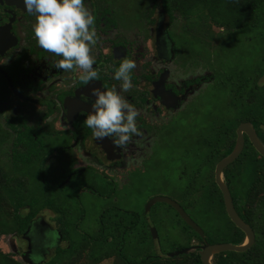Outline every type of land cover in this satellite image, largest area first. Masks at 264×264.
<instances>
[{"label":"flooded vegetation","instance_id":"flooded-vegetation-1","mask_svg":"<svg viewBox=\"0 0 264 264\" xmlns=\"http://www.w3.org/2000/svg\"><path fill=\"white\" fill-rule=\"evenodd\" d=\"M151 3L147 16L140 19V23L144 21V34L139 27L127 28L120 23L119 6L111 0H85L95 15L93 26L98 40L91 54L95 56L94 67L99 79L84 82L79 79L82 69L56 68V62L62 57L38 45L33 31L36 16L24 9L23 0H0L2 172L24 177L31 185V177L27 175L31 169L40 174L34 184L45 190L58 189L76 180L79 186L88 189V197L93 202H115L118 196L121 201L128 199L126 187L146 169L160 139V127L174 119L191 96L202 88V74L191 77L184 69L188 61L182 54L173 52V56L160 57L163 40L158 25L160 21L166 28L169 17L165 11H158L157 0ZM126 58L136 63L132 86L128 89L122 87V81L113 79L115 70ZM114 85L119 94L137 108L140 129L139 134H133L127 144L119 148L112 143L114 137L94 139L92 129L84 123L94 101L90 89L98 86L107 89ZM246 141L250 142L244 134V147ZM199 143L202 148V142ZM64 166L68 173L61 182L57 180V172ZM182 173L187 176L185 171ZM188 176L182 196L176 199L156 196L151 199V205L164 203L175 211L171 205L157 199L167 198L181 208L196 200L202 201V160L198 171ZM98 183H103L109 193L101 194L96 189ZM230 194L233 200L231 191ZM210 196L218 198L213 188ZM132 225L134 222L121 225L119 234ZM195 247L200 246L192 248Z\"/></svg>","mask_w":264,"mask_h":264},{"label":"rangeland","instance_id":"rangeland-1","mask_svg":"<svg viewBox=\"0 0 264 264\" xmlns=\"http://www.w3.org/2000/svg\"><path fill=\"white\" fill-rule=\"evenodd\" d=\"M111 1L119 6L120 23H124L127 28L139 27L146 33L142 23L144 21L141 20L140 23V19L147 16L152 0ZM157 1L158 11L161 13L164 11L162 0ZM180 7L179 5L178 8ZM180 12V9L172 11L171 18L165 23L169 30L159 21L158 27L163 40V45L159 47L160 57L164 59L166 56H173V52L188 57L189 59L183 58L188 61L184 69L188 74L191 73V77L202 74V88L191 96L174 119L160 127V139L155 153L148 159L146 169H143L129 188L126 187L129 189L128 199L121 201L118 196L119 199L115 202L90 201L88 189L79 186L76 180L58 189L53 188V191H46L61 196L62 206L67 210V218L70 220L68 235L70 240L77 241L78 248L86 242L88 245L96 242L99 246L100 242H106V246H111V250L120 248L122 256L136 261L150 255L164 257L183 249L196 250L198 247H192H201L205 243H229L232 224L222 208L220 193L214 187L211 170L215 151L219 146L218 140L222 141L223 146L229 129L235 127L238 119L243 116V111L240 110L244 108L246 100L244 101L241 94H244V90L249 91L253 83L249 80L242 90L240 83L259 73L264 66L261 61L264 54V35L247 30L237 36H231L227 47L222 49L221 45L218 46L224 34L221 28L207 21L206 30L210 29L211 33L217 34L218 40L208 39L206 32L202 31V23H205L202 21V8L194 9L191 14L183 13L184 16ZM257 85L264 86V75L257 80ZM244 112L245 116H248L247 112ZM252 112L253 109L249 115H254ZM261 121L264 127V120ZM199 142H202V148ZM200 160L202 201L196 200L182 206L187 216L202 231V236L199 235L200 238L197 239L193 235L194 230L188 228L172 208L164 203L151 205V199L156 196L175 199L182 196L188 183V175L198 171ZM184 171L187 176L182 173ZM29 172L27 175L31 177L32 190L35 193L41 192V188L34 184V181L38 182L40 174L31 169ZM67 173L68 169L64 166L61 172H57V180L63 182ZM46 176L50 178L51 174ZM248 176L247 171L239 168L237 178L231 182L234 197L243 194ZM212 188L217 192L218 198L210 196ZM96 189L101 194L109 193L103 183ZM118 193L119 191L115 192L116 195ZM25 212L26 210L21 211ZM55 217L52 211H43L32 220L24 237L0 236V251L18 262L44 264L50 259L54 249L68 246V241L61 240ZM119 217L124 220V224L134 222L135 226L112 238L107 234L111 233L109 222ZM153 228L156 232L154 238L151 232ZM100 235L105 241L95 240ZM108 235L114 239L113 243ZM104 252L105 250L96 249L95 255ZM74 259H78V256H74ZM90 261L91 259L82 258L78 263L87 264ZM115 261L114 256L99 264H113ZM63 262L68 263L65 259Z\"/></svg>","mask_w":264,"mask_h":264},{"label":"trees","instance_id":"trees-1","mask_svg":"<svg viewBox=\"0 0 264 264\" xmlns=\"http://www.w3.org/2000/svg\"><path fill=\"white\" fill-rule=\"evenodd\" d=\"M161 3L169 18H171L174 9H180V14L184 16L185 13L191 14L196 8H202V21H205V23H202V31L206 32L205 36L207 35L208 39L216 38L218 40L217 34L211 33L210 29L209 31L206 30L207 21L211 25L221 28V32L224 34L223 39L219 40L218 46L221 45L222 49L227 47L229 44V42L227 44V41L231 36H237L247 30H251L254 33L259 32L261 36L264 35V0H162ZM179 5L181 6L180 8H178ZM261 61L264 63V54ZM262 75H264V66L260 69L259 73L251 76L250 79H246L247 81L244 80L245 84L244 82L240 83L241 90L249 80L253 84L249 91L246 92L244 90V94H241V97L244 96V101L246 100L244 108L240 110L243 111L242 118L238 119L235 127L229 129L226 142L223 146L222 141L218 140L219 146L215 151L216 154L214 155V163L211 170L212 178L214 166L232 152L234 143L236 142L235 130L240 123L245 121L250 122L260 140L262 138L263 143L264 130L261 128V120H264V86L259 87L257 85V80ZM213 77H211V80ZM252 109L254 115H249ZM244 111L247 112L248 116H245ZM262 167H264V157L253 148L250 142L246 141V145L237 160L223 170L224 184L230 191L232 179L237 178L239 168L249 173L243 194L238 197L233 196V204L240 218L254 231L255 242L245 252L229 251L215 254L212 258L213 264H264V168L262 169ZM213 184L215 189L220 193L219 200L226 214L223 197L215 183V179L213 180ZM32 187V184H28L24 177L10 175L0 170V236L15 235L17 237H24L33 219L37 218L43 211H52L56 215L55 221L61 235V240L68 241V246L54 249L50 259L44 264H64V259L67 260V264H79L78 262L82 258L91 259L87 264H99L103 260L111 259L114 256L116 261L113 264H202L198 254L200 248H196V250L192 249L186 254L172 257L169 255L164 257L150 255L136 261H130L128 258L122 256L120 248H117L116 251L111 250V246H106V242H100V246L96 242L92 245H88L86 242L83 245H79L78 248L77 241L70 240L68 235L70 220L67 218V210L62 206L61 196L46 192L53 191L52 189H40L41 192L37 191L35 193ZM253 200H255V203H253ZM22 210H26V212L21 213ZM228 220L232 224L228 237L229 244H242L245 239L244 233L230 219ZM123 222L124 220L120 217L112 219L109 222L111 224V233L107 232V234L112 238L117 237L121 230V225H124ZM132 226L125 227V230L121 234L131 230ZM188 228L190 227L188 226ZM193 235L197 239L200 238L195 231ZM112 238L110 239L111 243L114 240ZM95 240L105 241V238H102L100 235ZM96 249L99 251L105 250V252L95 255ZM74 256H78V259H74ZM0 264L28 263L15 261L8 254L0 251Z\"/></svg>","mask_w":264,"mask_h":264},{"label":"clouds","instance_id":"clouds-1","mask_svg":"<svg viewBox=\"0 0 264 264\" xmlns=\"http://www.w3.org/2000/svg\"><path fill=\"white\" fill-rule=\"evenodd\" d=\"M24 9L36 16L33 27L38 45L62 58L55 67L63 70L82 69L79 79L91 82L99 79L95 56L91 49L96 45L98 34L94 25L95 15L86 6L85 0H23ZM136 63L124 59L113 74V79L122 81V87L132 86V70ZM94 101L84 123L92 129L94 139L114 137L112 143L125 146L133 134H139L137 108L121 96L115 85L103 89H90Z\"/></svg>","mask_w":264,"mask_h":264},{"label":"water","instance_id":"water-1","mask_svg":"<svg viewBox=\"0 0 264 264\" xmlns=\"http://www.w3.org/2000/svg\"><path fill=\"white\" fill-rule=\"evenodd\" d=\"M264 129V127H261ZM244 134H246L249 138L250 143L252 144L253 148L262 156L264 157V146L258 139L254 128L249 122L241 123L237 130H236V142L232 152L226 156L225 158L221 159L215 167L214 177L215 183L217 187L220 189L223 203L225 207V211L227 216L229 217L230 221L244 233L245 239L244 242L240 245H233L229 243H216V244H204L200 247L198 254L200 256V260L202 264H213L211 262L212 257L215 254L222 253V252H245L252 247L255 242V233L252 228L245 223L240 216L238 215L237 211L235 210L233 200L231 198V194L227 186L223 182V170L232 162H234L237 157L240 155L244 148ZM157 201H163L167 204L171 205L175 211L178 213L180 218L187 224L190 228H192L198 235L202 236V231L195 225L194 222L187 216V214L183 211V209L176 204L174 201H171L167 198H158ZM152 237L156 236L155 229H151ZM190 250L183 249L177 251L176 253L170 254L169 256H176L180 254H186Z\"/></svg>","mask_w":264,"mask_h":264}]
</instances>
